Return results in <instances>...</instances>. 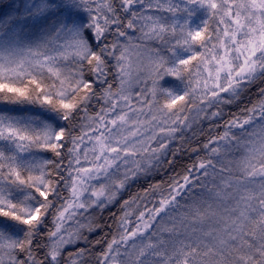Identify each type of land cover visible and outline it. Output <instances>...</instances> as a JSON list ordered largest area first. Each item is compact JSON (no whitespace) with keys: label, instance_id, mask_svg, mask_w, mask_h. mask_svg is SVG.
I'll use <instances>...</instances> for the list:
<instances>
[{"label":"snow or ice","instance_id":"1","mask_svg":"<svg viewBox=\"0 0 264 264\" xmlns=\"http://www.w3.org/2000/svg\"><path fill=\"white\" fill-rule=\"evenodd\" d=\"M5 7L0 264H86L90 248L65 255L81 241L103 244L95 264H264V0ZM185 152L89 242L95 209Z\"/></svg>","mask_w":264,"mask_h":264},{"label":"trees","instance_id":"2","mask_svg":"<svg viewBox=\"0 0 264 264\" xmlns=\"http://www.w3.org/2000/svg\"><path fill=\"white\" fill-rule=\"evenodd\" d=\"M11 2H13V0H0V9L6 10L5 6L10 4ZM130 34L136 35L135 33H130ZM256 87L258 86H254L253 89L249 93L245 94L238 103L225 106V112L226 113L237 112L240 108H243L246 104H251L252 102H254L257 99ZM93 104H95V101H93ZM9 107L12 106L0 105V109L9 108ZM208 128H209V122L204 121L202 124H198L194 127L193 131L196 133L195 136H193V132L186 133L188 141L191 142L192 146H196L197 142L200 143L203 142V139L206 137ZM173 147H176V144H174ZM48 156L49 158H51V154H48ZM191 159H195V156H191ZM188 163H190V154L187 152L182 153L177 157L176 164L174 165L173 168H167L165 166L161 168L159 171L154 172L152 175H149L147 177H141L135 182H131L129 186L120 194L116 203L105 208L103 211H101L100 209H95L92 215L96 218V223H98L101 227L97 231L91 234L85 232V235L88 236L89 242L104 237L106 233L108 234V238H110L112 232L115 229V224H114L115 217L121 214L120 203H122L123 200L129 199L134 195L142 193L143 190L147 188L150 183L167 181L168 177L174 174V171L182 170L183 167ZM149 199H151V197H149ZM149 206L151 205L149 204ZM109 225H112V227L111 228L108 227ZM78 248H90L91 254L85 257V261L86 264H95V256L97 253L102 251L103 244L92 247L91 243H84L83 241H81L75 245L68 246L65 255H67L68 252L76 251V249Z\"/></svg>","mask_w":264,"mask_h":264}]
</instances>
